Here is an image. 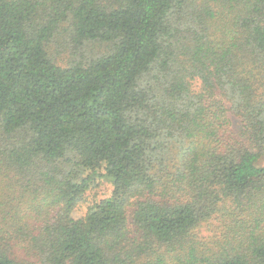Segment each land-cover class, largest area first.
Segmentation results:
<instances>
[{
    "label": "trees",
    "instance_id": "16d2710c",
    "mask_svg": "<svg viewBox=\"0 0 264 264\" xmlns=\"http://www.w3.org/2000/svg\"><path fill=\"white\" fill-rule=\"evenodd\" d=\"M262 156L264 0H0V264H264Z\"/></svg>",
    "mask_w": 264,
    "mask_h": 264
},
{
    "label": "rangeland",
    "instance_id": "374dc122",
    "mask_svg": "<svg viewBox=\"0 0 264 264\" xmlns=\"http://www.w3.org/2000/svg\"><path fill=\"white\" fill-rule=\"evenodd\" d=\"M68 42H69V40H68ZM49 52H50V54H53L55 56L56 62L62 66L67 65L70 61H73V62L77 61L79 58L77 53L73 52L72 49H71V51L67 52V51H64L62 47H59L57 45L56 46L52 45L50 47ZM228 118L230 120V127H229L230 137L233 140L238 141V142L249 147V144H248L246 138L242 135V124H241L240 120L238 118H236L234 115H232L231 113L228 114ZM257 165L264 167V156H262L259 159ZM93 186L94 187L91 188L87 192V196L85 197V201L80 203L74 209V211L72 213L73 218L79 219V218L83 217L86 214V212L90 206H92L94 203H96L102 199L110 197L112 194V186L109 184V182H107L103 178L99 179L96 183H94ZM34 189L35 188L29 189L28 191L32 192ZM28 194L29 193L26 194V197L28 196ZM14 198H15V203H17L16 196H14ZM23 200H24V202H26L25 198ZM34 203H36V201ZM32 204L33 203H29V206L27 204H26V206L33 208ZM12 215H13V211L11 213H9L8 215H4L3 218H5V221H7L10 219V216H12ZM218 226H219V222L217 220L212 221L210 225L205 226L204 230H202L201 236L205 237V238H209V237L213 236L214 234H217L219 232ZM130 229H131V232L133 233V235H135V228L133 227L132 224H130ZM27 252L28 251L24 248V246H22V247L20 246L19 248L15 249V253L18 256L25 259V262H27L28 264L29 263L39 264L35 259H33L31 256H29L28 255L29 253H27ZM168 264H173V263L169 262Z\"/></svg>",
    "mask_w": 264,
    "mask_h": 264
}]
</instances>
